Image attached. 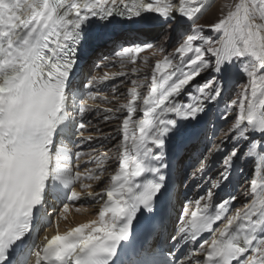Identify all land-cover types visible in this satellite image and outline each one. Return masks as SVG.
<instances>
[{"label": "snow or ice", "instance_id": "6c2138e0", "mask_svg": "<svg viewBox=\"0 0 264 264\" xmlns=\"http://www.w3.org/2000/svg\"><path fill=\"white\" fill-rule=\"evenodd\" d=\"M207 6L206 0H0V264H28L29 258L32 264H176L147 243L161 198H168L163 150L184 134L185 121H199L218 104L223 89L217 80L237 78L246 83L225 105L235 112L231 148L214 145L209 155L197 157L194 182L197 174L203 180L211 171L210 163L218 165L215 179L205 195L183 206L181 226L171 239L193 245L182 264H264V0L227 5L206 26L212 36L192 23L189 34L151 67L150 76L131 81L126 104L104 109L117 118L127 113L111 137L120 139L118 167L99 192L84 194L93 187L84 181L103 183L109 157L75 149L77 140L84 145L97 139L85 135L90 127L85 117L97 108L96 100H108L92 91L108 76H94L83 91L70 94L82 46L95 38L94 29L120 27L155 38L168 31L164 25L170 21L190 23ZM152 47L142 42L115 56L121 66L134 64ZM205 75L211 79L197 83ZM144 87L146 93L140 91ZM185 93L191 102L178 103ZM136 113L142 114L139 119ZM238 160L253 162V177L245 204L233 213L237 198L217 193L233 183ZM82 198L103 202L94 218L60 232L69 205ZM58 204L63 206L57 214ZM51 224L56 233L36 243L40 230ZM138 231L144 238L134 242ZM130 249L136 259L129 258Z\"/></svg>", "mask_w": 264, "mask_h": 264}, {"label": "rangeland", "instance_id": "374dc122", "mask_svg": "<svg viewBox=\"0 0 264 264\" xmlns=\"http://www.w3.org/2000/svg\"><path fill=\"white\" fill-rule=\"evenodd\" d=\"M223 2V0H214L212 1L200 14L199 16L192 22L190 23H182L180 26L175 25L173 22H169V24L164 25V29H167L168 31L164 34L158 35L155 38H151L154 41V44L152 48H145L142 52H140L137 55V60L136 62L133 64L130 61H127L124 63V65L122 66L124 69L123 72H125L126 75V79L128 78V81L121 78V77H116V72L119 69L120 70V66H121V62H120V58H117V60H119V62L114 63L113 69L111 70H107L104 72V74H107L108 78H114L115 81H113L112 83L115 84V86L113 87V89L118 91V94H122V95H117L116 94V106L118 105H122V104H126L129 96L127 94V88L131 87V81L132 80H143L144 76L147 74L148 76H150L151 74V67L154 66L155 62L157 60H160L163 58L164 55L172 52L174 50V48L179 44V42L186 37L188 33V29L191 27V24H197V25H202L205 26V32L204 35L206 36H212L213 33L207 30V25H210L212 23H214L222 14V12H226L227 9V3L224 5H221V8L217 11V12H212V9L215 7V5H217L218 3ZM235 2V0H230L229 4H233ZM219 13V14H217ZM161 49H163V51H161ZM145 58H147V64H145ZM113 60L109 61V64H113ZM115 67V68H114ZM135 67L139 70L138 74H133L132 73V68ZM205 79H211V76H201L198 80L197 83H202ZM218 84H222V89H223V95L220 99V101L218 102V104L213 106V109L207 114V116L209 118H214L213 120H216L215 118H219L222 119L225 126L223 128V131L220 133L219 138L222 139V144H228L229 148L226 149L230 150L231 145L233 143V141L230 139L232 133L229 132V129L232 125V123L234 122L235 119V112L232 109H227L225 111V113L223 114L222 118L218 117L216 115V110L218 109V107L222 106L223 108H225V105L230 103L233 99L237 98V94L241 91L243 85L246 83L245 79H241V78H237L236 82L231 84L229 82L227 83H222L221 81L217 80ZM226 86V87H225ZM113 89L111 91L109 95V98L113 97L114 93H113ZM141 92L146 93L147 92V88H141L140 89ZM189 91H191V89H189ZM178 103H190L191 100L188 97L187 93L181 95L178 100ZM106 103V102H105ZM109 100L108 103L109 104ZM105 113V112H104ZM127 113L124 112L122 115H120L118 118L116 117L115 119L112 116H109L111 120V122H114L117 124V126H119L121 124V121L123 119V115H126ZM200 116L204 117L205 114H200ZM226 117V118H225ZM103 118H99V120H102ZM101 122V121H100ZM110 122V124H112ZM187 121H185L186 123ZM190 122H187V126L186 128L190 127L191 125H197V121H192L191 124H189ZM185 128V129H186ZM115 129V127H114ZM118 130V128L116 129ZM230 135V137L226 140L225 137H228ZM184 137V136H183ZM182 137V138H183ZM117 142V141H116ZM115 142V143H116ZM114 143V144H115ZM118 143V142H117ZM116 145V144H115ZM118 145H116L117 147ZM115 147V146H113ZM209 149L210 148H206L204 151L200 152V158L203 159V155H209ZM201 153H203V155H201ZM210 161H211V156H210ZM117 163V161H115ZM249 164L251 163V161L248 162ZM197 165H198V161H197ZM237 166L240 169V172L243 174L245 171H247L248 168V164L244 163L242 160H238L237 162ZM250 169V168H249ZM253 173V167L251 168V172L250 174ZM108 179V178H107Z\"/></svg>", "mask_w": 264, "mask_h": 264}, {"label": "bare ground", "instance_id": "6f19581e", "mask_svg": "<svg viewBox=\"0 0 264 264\" xmlns=\"http://www.w3.org/2000/svg\"><path fill=\"white\" fill-rule=\"evenodd\" d=\"M212 1H214V0H206V2H207V5H209ZM176 2L178 3V0H176ZM229 2H230V0H223V2H220L219 1V3L217 4V5H215V7L212 9V11H211V13L210 14H212V12L214 11V12H217L220 8H221V5L220 4H222V5H224L225 6V4L227 3V5L229 4ZM220 11V10H219ZM217 14H219V13H217ZM117 18H119V19H122L121 17H117ZM114 62H113V64L114 63H116V62H119V60H117V59H114L113 60ZM124 68L122 67V66H120V70L118 69L117 70V72H116V77H121V78H123V79H125V80H127L128 81V78L126 79V75H125V72H123L124 70H123ZM121 73H123V75H120ZM105 74H100L99 76H104ZM114 78H108V80H113ZM113 93L114 94H117V95H122V94H118V91L116 90L115 92L113 91ZM107 97H108V100H109V104H105L103 107H101V109L102 108H105V109H107V108H116L117 106H116V104L115 103H117L116 102V98L115 99H113V97H111V98H109V95H106ZM106 102V101H105ZM126 112V111H125ZM108 115V116H112L114 119L116 118L115 116H113L112 115V113H103V114H101L100 116H99V118H104V115ZM120 115H122V114H120ZM119 115V116H120ZM171 115V114H170ZM118 116V117H119ZM172 118H174V117H172ZM178 119V118H177ZM111 120L112 119H108L107 121H102L101 123H100V126H101V128L102 129H104V130H106L105 132H109L110 134H113V131H115L117 128L119 129V126H117V124L116 123H114V122H111ZM116 120V119H115ZM110 122L112 123V124H110ZM114 127H115V129H114ZM195 128H196V125L194 126V125H191L190 127H188V128H186L185 130H184V134L179 138V140L178 141H169L168 142V144H167V146H166V148L163 150V153H164V158H163V163L164 164H167L169 161H170V158H172V157H174V155H175V151H176V146L177 145H179L180 143H181V141H182V139L185 137V135L189 132V131H194L195 130ZM111 131V132H110ZM116 135H113V137H115ZM184 136V137H183ZM183 137V138H182ZM107 141V140H106ZM114 141L116 142V139H114ZM110 142V143H109ZM109 142L107 141V144H109V158L110 159H108V161H109V164H112V163H114L115 161H116V157H117V155H118V151H117V149H118V146L116 147V145H119V142L117 143H115V144H111L112 143V141H111V139H109ZM91 144H92V142L91 141H88V142H86L84 145H79L78 144V149H84V150H87V149H89L90 148V146H91ZM113 146H115V147H113ZM87 152H89V151H87ZM86 152V153H87ZM160 153H157V155H159ZM108 161H107V164H108ZM107 167V166H106ZM105 167V168H106ZM108 177H110V171H108ZM84 183H91V184H95V182H93V181H84ZM81 191V190H80ZM87 191H92V188L91 189H87V190H85V193L84 194H86V192ZM82 200H84V202L82 201ZM88 199H85V198H82L78 203H76V204H71L72 205V211H70L69 210V212H68V219L66 220V221H64V220H60L59 221V229H64V228H69V227H71L72 225H75V224H78V223H81V222H85L86 220H88V219H92V218H94L95 217V213L99 210V207H100V205H101V203L103 202L102 200H100L99 199V201H97V204H99V205H97V206H90V207H85V205H82L83 203L85 204V202L87 201ZM179 206V204H177V207ZM232 206L234 207V203L232 204ZM58 208H61L60 206H58ZM77 208H80L81 209V211H79V212H77L76 211V209ZM86 209V210H85ZM59 211L60 210H58V212L57 213H59ZM172 226H174V218H173V225ZM54 230V226H50V230L48 231V233H51L52 231Z\"/></svg>", "mask_w": 264, "mask_h": 264}]
</instances>
